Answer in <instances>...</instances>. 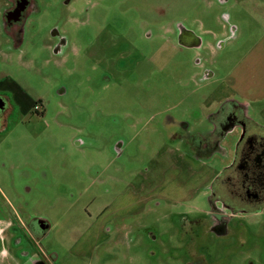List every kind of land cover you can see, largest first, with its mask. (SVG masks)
<instances>
[{
	"label": "rangeland",
	"instance_id": "obj_1",
	"mask_svg": "<svg viewBox=\"0 0 264 264\" xmlns=\"http://www.w3.org/2000/svg\"><path fill=\"white\" fill-rule=\"evenodd\" d=\"M1 8L0 264H264V200L224 191L237 138L195 144L227 101L264 136V0H35L19 42ZM213 185L244 211L222 236Z\"/></svg>",
	"mask_w": 264,
	"mask_h": 264
},
{
	"label": "flooded vegetation",
	"instance_id": "obj_2",
	"mask_svg": "<svg viewBox=\"0 0 264 264\" xmlns=\"http://www.w3.org/2000/svg\"><path fill=\"white\" fill-rule=\"evenodd\" d=\"M35 0H0V6L3 9L2 21L6 33L12 37V40L19 42L24 36L23 27L34 10ZM55 35H58L54 32ZM63 40V44H64ZM180 43L190 48H198L201 40L192 33L183 31L180 35ZM59 48L56 49L58 52ZM210 75L208 74V77ZM0 101L6 105L8 100L5 95H0ZM2 112V111H1ZM1 114V113H0ZM214 124L212 137L209 139L197 138L195 142L201 149L216 150L220 145L225 143L227 137H236L237 142L233 148V158L229 163L233 174L236 177H227L223 180L226 186L225 193L235 197L238 190L234 187L236 182L241 186L243 193H239L240 199L248 202H259L264 200V136L262 132L253 131L250 127V120L244 112V108L233 101H227L220 105L217 112L211 116ZM4 120L0 116V121ZM6 121V120H5ZM222 143V144H221ZM197 145V144H196ZM224 145V144H223ZM222 145V146H223ZM197 147V146H196ZM199 148V147H198ZM226 171L222 173V176ZM235 182V183H234ZM213 185V194L211 203L214 210L209 215V233L215 236H222L228 233L226 228L227 220L236 214L244 212L224 200L221 193ZM222 192V191H221ZM228 196V194H227ZM216 203L223 207V210L216 207ZM9 225H11L9 223ZM25 231L34 239L35 237L43 238L48 233V226L45 221L35 218L30 224L25 225ZM3 234V233H2ZM1 234V235H2ZM32 264H52V258L44 251H41L38 259ZM191 264H208L204 256L191 261Z\"/></svg>",
	"mask_w": 264,
	"mask_h": 264
},
{
	"label": "water",
	"instance_id": "obj_3",
	"mask_svg": "<svg viewBox=\"0 0 264 264\" xmlns=\"http://www.w3.org/2000/svg\"><path fill=\"white\" fill-rule=\"evenodd\" d=\"M5 104L4 102L0 101V112L4 110Z\"/></svg>",
	"mask_w": 264,
	"mask_h": 264
}]
</instances>
